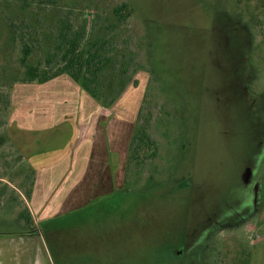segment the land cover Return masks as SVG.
Segmentation results:
<instances>
[{"label":"rangeland","instance_id":"obj_1","mask_svg":"<svg viewBox=\"0 0 264 264\" xmlns=\"http://www.w3.org/2000/svg\"><path fill=\"white\" fill-rule=\"evenodd\" d=\"M55 1L67 12L69 7L73 8L76 15L84 8L91 13L90 18L95 13L93 3L107 9L122 2L131 3L135 12L122 24L125 30L122 37L132 35L135 41L147 35L151 54L145 46L140 49V59L146 68L134 73L112 107L102 108L86 95L82 96L90 103L83 98L80 103L92 109L86 118L77 120L83 126V137L91 136L88 141L83 139V146L86 149L93 144L100 157L86 166V170L96 172L92 173L93 179L84 178L87 174L73 173L75 163L68 164L69 184L74 182L75 175L81 176L74 186L76 204L72 206L88 201V191L84 192L83 186H100V193L105 186L106 192L118 186L124 189L91 202L84 210L37 224L48 212L43 213L39 207L28 204L30 200L25 201L33 225L42 231V240L49 248L50 264H149L153 254L164 255L167 264H207V249L196 251L190 245L177 257L174 250L186 240V220L197 218L198 211L212 212L213 206H227L234 213L232 206L239 198L240 185L239 180H234L236 172L248 161L249 153L259 148L264 137V12L250 9L253 3L249 10H235L225 0ZM1 13L0 10V34L5 32ZM253 13L263 20L253 19ZM235 14L244 17L249 33ZM105 15L108 14L103 12L102 16ZM151 63L156 77L149 69ZM64 78L67 79L61 80L67 85L61 93L64 98L57 105L75 107L76 95L83 93L82 87L76 82L70 87L67 81L72 80L67 75ZM23 83H15L14 88L17 84L24 86ZM27 98L22 101L39 100L35 94ZM141 110L150 119L148 132L156 153L148 155L137 171L136 164L128 165V156L133 129L137 121L143 122ZM219 125L231 154V168L200 188L194 183L199 167L203 164L209 173L217 149L222 147ZM182 145L185 148L180 150ZM262 153L254 175L264 185V150ZM86 161V158L81 161L82 165ZM106 175L108 180L104 179ZM14 179L18 182L20 178ZM180 190L186 194H176ZM199 192L203 199L200 202L196 200ZM93 193L91 198L98 197ZM261 195L263 203L252 219L259 220V231L264 235V188ZM21 200L19 197L11 210L0 203V230L24 227L37 231L24 225V220L10 223L24 208ZM56 200L59 206L62 193ZM258 264H264V260Z\"/></svg>","mask_w":264,"mask_h":264},{"label":"trees","instance_id":"obj_2","mask_svg":"<svg viewBox=\"0 0 264 264\" xmlns=\"http://www.w3.org/2000/svg\"><path fill=\"white\" fill-rule=\"evenodd\" d=\"M92 8L95 13L90 18L86 9L76 15L73 8L69 7L67 12L55 0L0 3L5 28L0 34V199L6 201L0 203L13 209L21 197L19 203L24 201V208L18 217L34 230L40 229L33 225L25 201L31 199L36 171L8 132L15 83H42L65 73L102 107L110 108L134 73L146 68L140 49L145 46L151 54L147 35L135 41L132 35L122 37V24L135 12L134 5L122 2L107 9L93 3ZM103 12L108 15L102 16ZM152 65L149 69L155 76ZM141 114L143 122L137 121L133 129L128 156V165L136 164L137 171L148 155L156 153L148 132L150 119L142 110L140 117ZM15 177L20 178L18 182ZM11 199L14 201L7 203Z\"/></svg>","mask_w":264,"mask_h":264},{"label":"crops","instance_id":"obj_3","mask_svg":"<svg viewBox=\"0 0 264 264\" xmlns=\"http://www.w3.org/2000/svg\"><path fill=\"white\" fill-rule=\"evenodd\" d=\"M64 75L67 74L62 73L42 83L24 82V86L17 84L11 96L13 109L8 132L16 143L15 145L26 155L36 171V180L28 204H32L36 208L39 207L43 213L48 212L46 217H39L36 224L41 220L52 221L61 216L84 210L91 202L112 193V190L106 192V186L103 187L102 193L98 189L101 188L100 186H83V190L86 188L84 192L88 191V201L72 206L76 204L73 203L74 186L81 176L75 175L74 182L69 184L67 181V178L70 177L68 164L73 161L76 168L73 173L87 174L84 178L93 179L95 174L92 173L96 172L86 170V166L100 156L93 144L87 146L86 149L83 146V139L88 141L91 136L83 137V126L77 121L80 117L86 118L92 113V109L89 110L87 106L80 104L82 98L85 99L84 101H88L87 98H84L86 95V97L96 100L81 88L83 93L76 95L77 106L57 105L62 103L64 95L61 93L67 86L61 81L65 79ZM68 78L72 80L71 82L67 81L68 85L73 87V82L76 81L69 76ZM78 86L81 87L79 84ZM71 91L73 92L72 89ZM34 94L36 99H39L37 102L22 101V99L26 100L27 96H29L27 98L29 100ZM87 103L89 104L90 101ZM85 158L87 159L86 164L82 165L81 161L84 162ZM62 164L64 167L61 168ZM104 179L107 178L104 177ZM40 192L43 193V196L40 195ZM59 193H62V201L58 206L56 199ZM92 193L97 194L98 197L91 198ZM16 221L22 222L23 220L18 217L10 220V223H16ZM23 228L13 227L0 230V264H50V251L42 240V231L24 230Z\"/></svg>","mask_w":264,"mask_h":264},{"label":"flooded vegetation","instance_id":"obj_4","mask_svg":"<svg viewBox=\"0 0 264 264\" xmlns=\"http://www.w3.org/2000/svg\"><path fill=\"white\" fill-rule=\"evenodd\" d=\"M225 2L226 5L230 4V6L233 7L232 9L235 10H249L247 8L251 6V3H253L254 7H250V9L252 8L253 11H260L261 13L264 12V0H257L255 3L251 2V0H225ZM235 15L236 18H238V21L241 20V26H244L243 28H245V30L249 33V29L247 27L248 24H244V20H242L244 17L242 18L241 14ZM252 16L253 19L258 20V22L260 19L263 20L261 15H254L253 13ZM249 43L251 44V39L249 40ZM222 130V126L219 125L218 133L219 138L222 139H220L222 147L217 149L213 167L209 173L205 172L203 164L199 167L200 170L196 176L193 173V176H195L196 179L194 180V183L198 184L200 188L204 185H209V183L212 182L211 180H217L223 173H227V169L231 168V154L227 151L228 147L225 138H223L222 134L220 135V131ZM259 142V148L249 153L248 161L243 163L241 168L238 169V172H236L234 180H239L240 185L237 192L239 198L236 199V204L232 206L233 210L235 209L233 211L234 213H231V211L228 210L230 209L229 205V208H227V206H222L220 208L213 206V210L211 209L212 212L205 211L199 213L200 211H198L197 218L194 216V219L190 221L186 220L185 225L187 227L183 224L186 227V240L181 242V244L178 245L179 247L175 248L174 255L176 257L181 256L184 253L185 248H188L191 245L192 249L196 251H200V249H207V264L262 263V260H264V235L259 231V220L256 222V219H252L254 214H256L255 212L258 210V207L263 203V196L261 194L264 185L259 182L254 175V170L257 168V165L262 158V151L264 150V137ZM182 148H185V145H182L180 150ZM224 164L226 168L224 167ZM105 177L108 180V175ZM123 178L125 179V176H123ZM133 180L134 183H136V180ZM118 189L121 190L124 188H119L118 186L117 188L111 190L113 192ZM176 194H183L184 196L186 192L180 190V192ZM200 195H202L201 192H199V197L197 199L195 198L198 202L203 200ZM176 212L178 213L179 209ZM157 241L158 240L156 239L155 245L158 244ZM228 242L230 247L227 246ZM152 256L153 258H150L152 263L149 264H164L165 261V264L168 263V259L165 258L164 255L159 254L154 257L153 254ZM187 263L189 262L187 261ZM192 263L194 264V262H190V264Z\"/></svg>","mask_w":264,"mask_h":264}]
</instances>
